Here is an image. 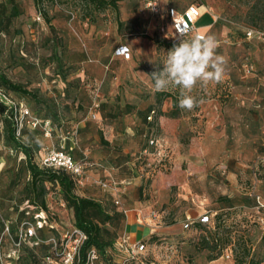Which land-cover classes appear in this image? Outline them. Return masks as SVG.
<instances>
[{
	"label": "rangeland",
	"instance_id": "1",
	"mask_svg": "<svg viewBox=\"0 0 264 264\" xmlns=\"http://www.w3.org/2000/svg\"><path fill=\"white\" fill-rule=\"evenodd\" d=\"M36 1L38 8L33 0H0V74L35 94L36 101L19 93H6L1 86L0 91L39 120L50 119L57 125L51 137L29 127H24L18 136L15 134L19 142L31 149L34 162L50 149H63L77 161L97 165L85 173L82 182L91 189L89 197H101L103 191L97 183L106 179L108 167L100 159L116 156L111 147L126 151L123 156L129 159V165L120 169L121 179L132 178L135 171L136 185L147 188L157 172L170 171L167 142L160 139L154 117L146 119L149 110L158 106V94L167 93L176 99L175 118L187 122L181 140L186 145L190 138H198L206 130L204 122L210 111L219 115L226 106H239L237 100H250L251 81L259 80V89L264 88V41L248 40L244 35L249 29L264 32V21L250 25V10L256 0H168L178 9L192 3L203 4L208 13L200 16L195 27L204 34H215L219 42L217 53L228 61L222 81L193 90L191 94L199 104L190 111L179 107L178 88L153 90L149 75L162 70L166 53L171 50L154 42H177L166 41L154 32L144 34L151 16L137 12L142 0H122L117 12L110 8L93 11L82 0H58L56 4ZM210 15L216 22L204 29L212 23ZM157 24L160 28V20ZM127 44L129 59L115 56L116 47ZM159 100L172 102L171 98ZM149 139L161 141L162 150L149 146ZM159 151L163 156L161 163L157 162ZM192 154L191 165H180L181 175L203 165L195 148ZM208 155L210 152L204 157L207 159ZM23 159L20 151L6 140L0 123V264H45L46 257L58 262L65 245L64 235L75 228L72 210L63 202L58 188L49 183H44V208L27 204L29 175ZM229 163L230 160L223 165ZM213 164H204L210 182L204 191L205 200L200 195L180 202L176 188L171 187L174 212L164 221L160 234L144 242L147 264H234L233 244L237 239H249L250 254L264 264V157L250 162L233 160L236 176L231 177L227 168L214 171ZM130 185L135 184L132 181ZM124 190L118 188L115 194ZM148 198L146 195L142 200ZM119 200V211L131 206H123ZM186 212L189 216L185 221L192 224L184 230L181 224ZM204 213L208 214L209 223L200 224L198 219ZM115 226L105 225L114 235L111 239L122 234V218ZM26 228L32 230L31 236ZM100 255L104 262L115 264L117 254L109 248Z\"/></svg>",
	"mask_w": 264,
	"mask_h": 264
},
{
	"label": "crops",
	"instance_id": "2",
	"mask_svg": "<svg viewBox=\"0 0 264 264\" xmlns=\"http://www.w3.org/2000/svg\"><path fill=\"white\" fill-rule=\"evenodd\" d=\"M161 5L163 7H174L168 0H165V3H161ZM187 6L182 9L175 8L178 11H182ZM200 11L201 16L208 13L203 5L200 6ZM210 16L212 18V23L204 29H208L215 23L214 16ZM150 20L144 34H152V32H154L158 36V19L150 17ZM136 44L139 45L140 42L136 41ZM124 46H126L130 52V45L127 44ZM258 81H251L253 84L250 96H248L250 100H237L239 106H226L219 115L212 114L210 111L208 113L209 118L204 122L206 130H204L202 135L198 138H190V143L186 145H184L185 141L182 143L181 140L183 139L182 134L186 131L187 122H185L184 118H169L166 113L172 109L171 102H167V100L162 103L160 102L156 107L154 125L161 131L160 139L167 142V147L169 148L168 163L172 164L170 171L167 174L157 172L147 188L142 185H136L138 184V177L134 176L135 171H132V178L121 179L120 169L129 165V159L127 155L123 156L122 152L126 151H122L119 147H111V150L116 156L111 158L106 156L100 159L101 163L108 167L107 169L105 168V173L107 174L105 175V180L110 178L113 179L112 177H114L115 181H126L127 184L123 188L126 190L121 194L119 193V195L108 190L101 192L100 198H93L89 197L92 194L91 189L88 185L83 183L81 185H76L74 191L75 195L98 202L104 211L109 214L113 212V209L118 212L122 211V209L119 211L120 208H114L112 205L113 197L117 196L121 198V204L123 202V206L124 203L131 205L126 209L125 214L120 212L123 215L122 234L128 235L132 240L142 242H146L154 236H158L161 231V226L164 225V221L168 220L170 214L174 212L172 207L174 199L170 193L171 187L176 188L177 196L181 198L180 202L188 200L190 197H200V195H203V199L205 200L204 191L210 183H208V176L205 173L206 165L204 164L206 161L214 163L212 168L214 167V171L217 170L216 172H219L221 168H224L223 171H225L227 168V175L231 177L236 176V172L232 171L234 169L231 166L233 160L238 162H250L253 159H261L264 157V88L259 89L262 83ZM185 148L187 150H185ZM194 148L199 152L203 160V165L196 171H192L187 175H181L179 172L180 165L183 162L191 165L194 161L192 158V151H194ZM206 152H210L207 159L204 157ZM73 159L75 160L74 157ZM228 160H230L231 163H229L228 166L226 164L223 165ZM192 175L194 177L191 180L192 183H190L189 177ZM132 181L135 184L133 186L130 185ZM146 195L149 196L148 200H142ZM106 202H110L112 206ZM138 210H141V214ZM150 210L158 212L159 217L158 220L155 221L156 225L145 223L143 219ZM184 216L185 221L189 215H187L186 212ZM173 220L177 222L176 218ZM168 228L169 227H164L163 229ZM117 261L118 258L115 262Z\"/></svg>",
	"mask_w": 264,
	"mask_h": 264
},
{
	"label": "built area",
	"instance_id": "3",
	"mask_svg": "<svg viewBox=\"0 0 264 264\" xmlns=\"http://www.w3.org/2000/svg\"><path fill=\"white\" fill-rule=\"evenodd\" d=\"M51 3L56 4L58 0H49ZM137 12L140 15H149L160 20L161 26L158 28V34L162 39L166 41L179 42L178 38L184 34H195L199 33L203 35L204 33L197 27H195L196 21L201 16L200 7L195 4H189L182 11H178L172 6H162L161 0H142L141 6L138 8ZM214 22L216 18L214 17ZM165 23V26L163 25ZM246 39L264 41V32L247 30L245 32ZM115 56L123 58L125 60L129 59L130 53L129 49L124 45H119L115 49ZM0 103L11 115L15 126V134L18 136L24 127H29L32 131H41L44 137H51L56 131V125L50 120H39L37 117L31 115L29 111L21 106L15 105L10 96L3 91H0ZM154 111H151L146 118L148 121L152 119ZM148 145L154 147L155 149L162 150L163 143L158 141V139H149ZM145 153V150L143 151ZM159 156L158 163H161L163 156L160 155V151L157 152ZM36 165L41 168H50L54 170H63L69 173L75 180L76 185H81L84 181L85 173L91 170L95 166V163L84 161V160H74L71 155L63 149H50L47 151ZM126 181H115L113 179H107L98 181L97 185L100 190L105 192L108 190L117 193L118 188H124L126 186ZM113 203L119 206V197H113ZM141 214V210H138ZM122 213L125 214L126 210L122 209ZM158 212L154 210L148 211V214L143 217L145 223L155 224L158 220ZM42 222L44 219L39 218ZM37 222L40 224L41 221ZM198 222L200 224L209 223V216L204 213L199 217ZM192 223L185 221L182 223L181 228L187 230ZM156 225V224H155ZM39 229L40 226L37 225ZM26 233L31 236L33 234L30 228H26ZM86 235L74 228L68 235H64L65 245L62 253L59 255V261L54 262L53 257H46L45 264H105L99 252L94 248H88L83 256L80 255L81 246L86 240ZM113 249L119 255L118 261L115 264H147L146 261V245L142 241L132 240L126 234H122L114 243Z\"/></svg>",
	"mask_w": 264,
	"mask_h": 264
},
{
	"label": "trees",
	"instance_id": "4",
	"mask_svg": "<svg viewBox=\"0 0 264 264\" xmlns=\"http://www.w3.org/2000/svg\"><path fill=\"white\" fill-rule=\"evenodd\" d=\"M49 1V0H48ZM122 0H82L87 6H90L93 11H102L108 8L118 11V3ZM34 5L38 8L37 1L33 0ZM50 2V1H49ZM193 4V3H192ZM245 4V2H243ZM203 5V4H202ZM200 7V5H197ZM251 17H249L250 25L253 26L254 21H264V1L256 0L251 7ZM45 18V17H44ZM45 22L49 23V19H45ZM118 26H121V23H118ZM50 30H54L50 26ZM156 46H162L168 49H172L174 42H154ZM0 86L6 89V93H19L24 97L36 101V95L30 91H27L23 87L17 84L11 83L5 78V76L0 74ZM157 96L160 98H171L172 110L167 114L169 118L176 117V99L173 98L170 94L161 93ZM158 104L160 102L159 98L157 99ZM154 111L153 117L156 115V110H149L146 118L149 113ZM100 116L102 115L101 110L98 111ZM152 117V118H153ZM50 120V119H42ZM53 124L54 121L50 120ZM0 123L4 129V134L6 140L13 144L17 150L23 156L24 166L28 172L29 179L26 183V190H28V196L26 198L27 204L31 206H40L44 208L43 196L45 193L44 183H49L56 186L59 190V193L62 197L63 202L66 206L72 210L74 218V227L82 231L86 235V240L81 246L80 255L83 256L85 251L88 248L96 249L99 254L104 252L106 248H109L110 251L115 252L113 245L115 241L122 235H118L116 238L111 239L109 231L105 228V225L115 226V222L122 218L121 213L112 210L113 212L109 214L104 211L102 206L92 200L87 198H81L75 195L76 182L74 178L67 172L63 170H54L50 168L41 169L36 165V162L33 161V155L31 149L18 141V138L15 135V126L11 115L6 112V109L0 103ZM56 125V124H55ZM57 128V125H56ZM23 130V129H22ZM114 208H118L112 202ZM122 212V211H121ZM116 227V226H115ZM115 234V233H114ZM108 237L105 239L104 237ZM233 261L234 264H261V260L250 254V241L244 239H237L236 243L233 244ZM222 250V249H221ZM117 254V252H115ZM101 256V255H100ZM119 255L117 254V258ZM213 260V259H211ZM103 261V260H102ZM104 262V261H103ZM109 264V262H104ZM116 263V262H115Z\"/></svg>",
	"mask_w": 264,
	"mask_h": 264
},
{
	"label": "clouds",
	"instance_id": "5",
	"mask_svg": "<svg viewBox=\"0 0 264 264\" xmlns=\"http://www.w3.org/2000/svg\"><path fill=\"white\" fill-rule=\"evenodd\" d=\"M166 53L162 70L149 76L153 90L164 91L170 86L180 90L179 107L192 110L199 101L191 93L199 85L222 81L227 59L217 53L219 42L215 34H184ZM148 75V74H147Z\"/></svg>",
	"mask_w": 264,
	"mask_h": 264
}]
</instances>
